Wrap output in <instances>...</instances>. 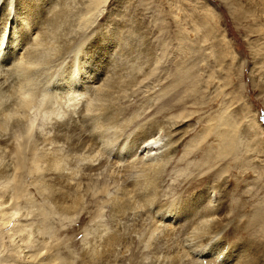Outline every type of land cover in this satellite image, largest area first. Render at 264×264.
Here are the masks:
<instances>
[{"label": "rangeland", "instance_id": "1", "mask_svg": "<svg viewBox=\"0 0 264 264\" xmlns=\"http://www.w3.org/2000/svg\"><path fill=\"white\" fill-rule=\"evenodd\" d=\"M13 1L30 8L31 20L46 2ZM104 2L72 35V46L78 44L80 73L101 72L110 61L118 67L113 93L101 108L88 105L98 116L93 130L82 123L79 136L93 141L107 165L88 175L92 164L72 139L46 141L53 121L66 118L61 104L34 114L27 168L18 180L0 183L19 197L0 205L17 210L9 225L0 221V263H23L9 237L20 218L42 259L51 247L72 264H174L182 256L181 264H220L219 255L211 256L221 248L239 264H264V0ZM79 3L66 0L61 32L73 27ZM111 109L116 116L106 118ZM152 130L173 147L147 168L136 150ZM127 184L135 187L141 216L124 212ZM63 200L70 209L59 206ZM168 206L182 215L177 221ZM163 218L179 226L163 232L156 224ZM204 218H211L202 223L205 231L219 233L214 252H190L188 229Z\"/></svg>", "mask_w": 264, "mask_h": 264}, {"label": "bare ground", "instance_id": "2", "mask_svg": "<svg viewBox=\"0 0 264 264\" xmlns=\"http://www.w3.org/2000/svg\"><path fill=\"white\" fill-rule=\"evenodd\" d=\"M45 1L44 5L40 8L41 14L38 15L35 20H31L30 8L21 4H16V1L13 0H0L1 184L5 181V179L3 180V177H6L7 179L6 183L8 181V177L12 178V180L17 177L16 180H18V176L21 178V174H23L27 168V155L30 153L33 154L34 150L33 146H30V139L33 136L34 114L38 115L39 112H42L49 107L56 108L55 105L57 104H61L59 107L64 108V110L62 109L63 111L60 112V109L59 112L65 114L66 118L64 120L56 118L53 121L52 135L46 141L55 142L69 138L72 139L73 143H71L73 144V148L77 151H81L85 157L89 158L90 163L92 164L87 168L89 170L88 175L95 174L96 171L101 170L105 165H107V161H105L107 158L104 160L101 156V152L93 148V146H95L93 141L87 140L88 138H84L82 140L79 136H81L80 131L83 128L82 123L90 124L91 120L95 121L98 117L95 113H90L88 111V105L91 104L93 107L99 105L98 108H101L100 101H103L106 96L113 93V89L116 88L119 83L120 76H115L116 73L114 72V68L116 66L113 68L112 66L114 63L110 64L111 61L104 66L101 72L91 67V70H93L92 72L84 70L81 71V74L79 68H77V59H74L78 56V44L72 46V40H74L72 35H77L80 28L85 27L86 23L92 22L95 19L96 14L98 15L97 11L104 6L103 4H105V0H80L79 5L75 6L76 10H74L72 18L73 27L66 33L61 32L64 13L67 10V7L65 6L66 0ZM101 9L103 10V8ZM100 10L98 11L99 13ZM70 32L72 34H70ZM74 43H77V41L75 40ZM99 75H101V77ZM100 80H102V82L97 85ZM115 83H117L116 86ZM86 95L89 96V98L86 99V104H83V107H78V101ZM66 104L68 107H65ZM91 105L90 107H92ZM101 113L102 112H100V114ZM104 114L106 118L110 119H112L113 116H116V114H114V110L112 109L105 111ZM94 121H92V123ZM91 124L89 125V129L93 130V125ZM92 132L88 136L89 139L95 136ZM154 135L155 133L153 130L147 135H144L142 138V144L138 149L139 151L136 150L139 154L144 152L141 156V161H143L144 164H147L145 165L147 168L153 166V163L157 162L161 156L169 155V152L173 147L169 144L167 145L163 141V138L155 137ZM120 138L121 136H119V139ZM170 140L175 142V139ZM123 141H125V139ZM123 147L125 149L126 145H123L120 148L121 152ZM6 148L9 149L6 150ZM126 151H128V149ZM136 155L137 153H134L133 156ZM10 156H12V160L10 159ZM58 156L60 158V155ZM122 156H117L118 162L122 160ZM53 158L54 157L48 159L49 164L56 166L58 158H55L56 160ZM127 158L129 159V156ZM37 160H39V157ZM112 162L113 161L111 160V164L109 165H112L114 170L117 171L116 168L119 167V165L116 164L117 161L115 160V162ZM118 171L119 173L117 172L116 174L120 176L122 173L120 174V169ZM150 171L151 170H149V172ZM150 179L152 180L151 177ZM5 185L6 184L4 183V187ZM9 186H6L7 188L5 187V189L2 188L3 186H0V201L1 199L5 200L4 202H0V205L6 203V201L7 204H9V199H11L10 202H13L12 199H16L18 196V194H16V197L14 196L17 192L14 189H11L15 191L13 193L14 195L12 194V191L8 189ZM133 186L134 185L132 184H127V186H125V193L127 196L126 206L128 203L130 205L128 206L129 209L124 212H129L130 215L138 217L141 214L140 209L142 208V204L138 203L137 196L133 194L135 188H133ZM64 202L66 203V200L59 203V206H62L63 209L69 206L65 205ZM4 210L9 211L6 212ZM14 210L16 209L11 206L2 208V210H0L2 211V215H0V221H2L1 223L6 226L11 221L13 216L17 218V210L16 212H14ZM167 212L170 213L172 219H175V221L182 216L177 211H173L169 206L167 207ZM122 214L123 212L121 215ZM164 218L159 220L161 222L156 223L157 228H160L161 231H171L175 226H177V223L175 224V221L173 222L172 219ZM128 220L130 219L128 218ZM210 220L211 218H204L196 226L193 227L192 224L189 227L188 240L191 247L190 252H199L200 250H212V252H214V249L211 248L217 244L216 240L219 238V233L212 231L206 232L205 230L207 228L205 229L204 225L207 224L202 225V223H207ZM23 222H21L19 218L18 222L16 224L14 223L16 225H14L15 227L10 228L9 226L11 229L9 237L10 240L13 241V249L16 256L22 258V264L73 263L70 261H60L57 254L52 251L51 247L48 248V256L45 259H42L41 249L38 247L36 248L33 241H29L30 233H28V230L25 227V223L27 222ZM3 224L0 225L2 226ZM4 230H6V228ZM206 236L209 239H205L206 241H203V237ZM218 251H221V254L215 252L211 257L219 255L217 261L220 264H239L238 262L240 259H238V257L228 255L229 251L221 248H219ZM183 259H185L184 256L178 258L174 264H181ZM161 262L162 264H169L170 261L163 259Z\"/></svg>", "mask_w": 264, "mask_h": 264}]
</instances>
